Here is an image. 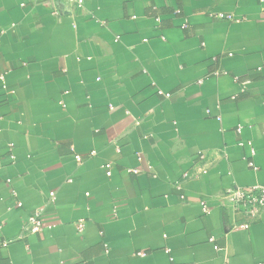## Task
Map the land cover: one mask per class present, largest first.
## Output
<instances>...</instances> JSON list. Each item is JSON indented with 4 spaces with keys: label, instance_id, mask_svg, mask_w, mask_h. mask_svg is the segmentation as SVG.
<instances>
[{
    "label": "crops",
    "instance_id": "1",
    "mask_svg": "<svg viewBox=\"0 0 264 264\" xmlns=\"http://www.w3.org/2000/svg\"><path fill=\"white\" fill-rule=\"evenodd\" d=\"M0 73V264H264V2L0 0Z\"/></svg>",
    "mask_w": 264,
    "mask_h": 264
},
{
    "label": "built area",
    "instance_id": "2",
    "mask_svg": "<svg viewBox=\"0 0 264 264\" xmlns=\"http://www.w3.org/2000/svg\"><path fill=\"white\" fill-rule=\"evenodd\" d=\"M54 2L58 1V2H63L65 5H67V7L69 8H73V9H80L84 6L85 1L86 0H53ZM215 3L218 2L219 0H213ZM261 3L264 2V0H260ZM67 9V8H66ZM54 13L56 14H62L63 11L61 10H56ZM211 15L214 18L217 19H225L229 22H234V23H242L248 20V18L245 15H237L235 13H225V12H211ZM116 41L119 40V37H117L115 39ZM258 69H262V67H259ZM219 72H216V74H218ZM0 81L2 83V87L7 90V83H6V74L5 73H0ZM199 82H202V80H200ZM246 83L242 84V88L246 87ZM160 93L164 94L167 98L170 97V93L168 92H163V91H159ZM241 126L238 128V132H241ZM239 145L241 146H248L251 155L255 154V148L253 145L252 141H240ZM13 146L10 145L9 150L11 151V159L13 161H15L16 156L14 155V153H12V149ZM97 154L96 150H91L90 153H88L85 157L82 156L81 154H76L75 155V159L77 160V162L81 163L83 162L85 159H88L90 157H93ZM139 160H142V156L139 155L138 156ZM249 165L254 167L255 169L257 168L253 162H249ZM113 167H114V163L112 161H106L104 163V168L106 171V175L108 177H112L113 174ZM134 172H137L138 170H133ZM185 176H189L188 173L185 174ZM8 182H10L11 180L8 179ZM13 193L16 195V192L13 191ZM227 195L230 199V202L234 208V210H238L239 212L243 213L246 217H247V222L241 224V225H235L234 228H249L251 226V223L254 222L255 220H258L259 217L261 216L262 212L264 211V184H258L256 186L250 187V188H241L238 186H231L228 189ZM50 197L51 199H53L55 197V193L51 192L50 193ZM17 205L22 206V202L18 201ZM204 211L206 213H209V209L206 206L205 202H202ZM28 228L30 230V232H38L44 229V224L40 218V212H36L33 216H31L29 218L28 221ZM76 226L78 228V231L80 233H82L84 231L85 228V220L84 219H80L76 222ZM7 245V242H1L0 243V247L1 246H5ZM108 247V246H107ZM106 251L108 252V248L106 249ZM137 255L140 256H144L146 255V252L144 251H140L137 253Z\"/></svg>",
    "mask_w": 264,
    "mask_h": 264
}]
</instances>
